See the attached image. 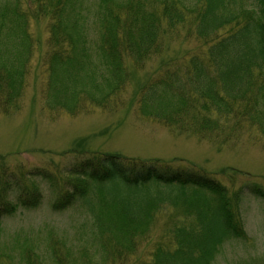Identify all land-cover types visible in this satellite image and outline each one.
I'll return each mask as SVG.
<instances>
[{
	"label": "trees",
	"instance_id": "trees-1",
	"mask_svg": "<svg viewBox=\"0 0 264 264\" xmlns=\"http://www.w3.org/2000/svg\"><path fill=\"white\" fill-rule=\"evenodd\" d=\"M155 1L157 6L148 0H97L90 8L85 0H0V115L22 108L37 51L34 20H49L44 106L69 117L117 110L131 71H142L163 51L169 31L188 25V35L195 34L202 47L170 60L142 83L136 114L220 146H237L248 136L264 139V0H257L256 10L241 0ZM56 171L76 180L53 209L84 199L94 228L89 245L76 249L51 241L37 250L33 239L20 238L0 248V264H125L169 202L182 203L186 217L171 221L165 230L170 242L158 243L149 261L134 263L213 264L226 241L247 237L244 199L264 201V187L257 183L227 185L162 160L94 152L53 172L13 167L0 156V219L40 207L36 180L54 184ZM98 185L104 195L88 199Z\"/></svg>",
	"mask_w": 264,
	"mask_h": 264
},
{
	"label": "rangeland",
	"instance_id": "rangeland-1",
	"mask_svg": "<svg viewBox=\"0 0 264 264\" xmlns=\"http://www.w3.org/2000/svg\"><path fill=\"white\" fill-rule=\"evenodd\" d=\"M148 1L158 5L155 0ZM188 1L192 5L197 0ZM241 1L250 9L259 7L257 0ZM85 3L94 8L97 0H85ZM48 22L41 19L32 23L37 51L21 110L0 115V156L6 157L8 164L13 167L22 164L29 170L46 167L55 172L66 169L83 154L100 152L190 166L217 177L227 185L257 183L264 187V139L254 141L248 136L237 146H220L188 134L174 133L162 124L136 114L135 96L142 83L170 60L184 59L202 47V41L195 34L188 35V25L169 31V37H162L163 51L147 61L142 71H131L123 105L117 110L96 109L69 117L63 112H51L44 106L46 54H49L46 44ZM75 180L65 173L58 174L54 184L36 180L43 194L42 205L32 211L19 209L13 215L0 219V248H10L18 239L25 240L26 237L35 241L37 250L46 249V244L51 241L66 242L76 249L88 246L94 228L86 201L78 199L63 211L53 209L54 202L63 191L72 190ZM103 188L92 186L87 198L99 200L98 197L105 193ZM207 205L214 209L208 201ZM182 210V203H166L150 232L138 241L124 263L147 262L158 243H169L171 237L169 232L168 236L165 235V230L172 220L180 222L186 217ZM241 213L246 239L226 241L213 264H264V201L247 196Z\"/></svg>",
	"mask_w": 264,
	"mask_h": 264
}]
</instances>
